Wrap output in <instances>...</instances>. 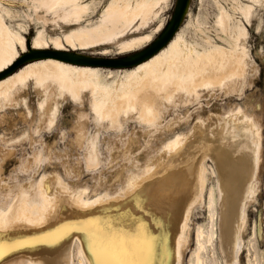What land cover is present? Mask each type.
<instances>
[{
  "label": "rangeland",
  "instance_id": "rangeland-1",
  "mask_svg": "<svg viewBox=\"0 0 264 264\" xmlns=\"http://www.w3.org/2000/svg\"><path fill=\"white\" fill-rule=\"evenodd\" d=\"M9 1L12 7L25 11L24 13L27 15L18 18V22L24 25L27 32L24 35L27 38L29 50L31 49L33 38L40 30L45 32L46 38L60 36L63 39V36L68 32L69 29L61 22L55 23L49 20L46 24L38 23L34 11L28 9L24 4L30 0ZM109 1L89 0L93 8L91 7L90 17L89 15L87 17L94 22L98 15H96V11L92 14L93 10L100 3L102 5ZM217 1L223 6L225 5L227 9L232 6V0H190L189 8L177 29V34L184 35L189 43L198 44L199 48L205 46L203 33L195 28L199 27L198 23L200 22V27H203L202 30L204 29L205 35L210 36L215 42L219 43V36L224 38L225 36L216 26V17L218 15ZM241 1L248 3L246 0ZM178 2L179 0H169L165 4L160 18L152 25V28L141 29L139 32L130 35V37L150 33L160 22L164 25L165 30L175 14ZM5 4L7 5L8 3L5 2ZM256 4L251 11L248 35L242 41L246 46L247 53V66L243 76L220 87L200 90L198 95L182 99L176 104L162 105L153 123V128L141 123L137 115L134 114L130 118L123 117L120 125H111L102 121L93 113L90 94L83 96L82 101L74 102L70 100L68 95L60 97L55 90L43 95L44 93L42 94L39 89H36L33 83H30L17 95L18 106L0 107V209L3 210L16 197H19L21 189L23 193H29L32 199H35L34 187L43 175L48 182L50 190L48 209L50 208L51 211L57 208L59 210L62 209L59 211L57 218L54 220L49 219L40 226H29L28 223H23L20 219H16L10 229L5 230L6 236L0 238L1 243H12L17 240L30 241V243L21 249L6 252L4 260H1L0 264H27V262H30V264H48L47 261L45 263L42 261L45 258H55L60 264H65L68 260L66 252L64 253V251H67L66 248H71L70 261L67 264H78V256H80L82 249L81 245L86 248L87 244L84 243L87 237L83 232H78L79 235L75 238H73L74 229L69 233L61 234V240H58L60 242L64 240L63 246L62 243L58 245L59 241L57 239V241L49 239L47 243L33 238L45 237L47 233L54 232L62 224L84 220L92 216L99 217L103 222L111 218L109 222L112 221V223L119 225L123 222L127 223L128 218L132 217L130 215H133L134 218L138 216L135 222L142 221L149 225L152 221L151 219H156L157 222L164 226L168 214L165 212L160 213L158 207L168 210L171 199L175 198V201L179 202L180 199L192 196L193 189L194 191L196 190L197 183L192 168L194 161L198 159L203 160L208 169L206 173V188L203 203L197 204L192 213L188 241L182 251V264H195L196 230L200 227L207 229L210 226L209 209L207 207L210 191H212V200L214 201L213 210L216 215L218 214V219L213 220V225H215V230H218L219 237L214 241L213 247H208L207 256L210 264H227L220 250L221 227L219 220H221L220 217L225 211L229 210L231 205L229 202L223 208L219 206L221 200L218 198L216 183L218 173L216 157L218 153L229 154L228 157L231 159H237L238 154V158L243 155L238 150L243 151L244 147L248 148L245 146L247 145L245 136L250 134V132L252 134L254 131L253 119L261 129V160L257 171L259 191L254 201L248 204L247 200H245L242 203V208L246 213V224L241 234L244 247L241 249L238 264H247L248 253L257 264H264V239H262V233H264V0H260ZM164 30L156 34L151 43L157 41L164 33ZM48 41V45L52 47L53 43L50 40ZM151 43L147 44L143 49L150 47ZM103 48H108V54H98L97 51L100 50L71 52L96 60L116 59L119 61L122 58V61H124L143 50L119 53L121 49L118 44L103 46ZM46 50L54 51L52 48ZM96 67L118 70L129 69L134 66L123 68H120L121 66ZM103 74L107 75V72L105 71ZM107 80L111 81L112 79L107 78ZM39 101L41 103L44 102V108L40 109L38 104L41 103ZM52 105L54 106L52 107ZM54 107L57 108L55 111V122L50 127L48 120L50 121L51 115L53 116L50 112ZM239 108L243 111L234 115ZM39 109H44V111ZM244 113L249 116H245ZM176 135L183 137L181 140L180 159L173 156L170 150L163 148L165 143ZM94 154L97 158H95L96 163H98L89 166L91 155ZM147 163L151 164L150 173L159 172L162 167L168 168L167 174L165 173L163 176L155 175L152 178L157 181L155 183H160L159 185L157 184L158 186L156 184L153 185L154 187L157 186L156 189L159 190L157 191L150 186V189H153L151 192L149 187H146L143 190L144 195L139 196L142 198L140 202L138 195V199L132 200L124 197L123 193L120 192L125 189L127 178L133 174V179L140 180L146 174V171L143 172V168ZM174 165L177 166L175 167ZM159 178L160 181H158ZM188 183L191 186L187 187ZM187 188L190 189L188 190ZM177 191L178 195L176 196ZM101 193L110 194V204L101 208L92 207L90 204L92 202L91 196H102ZM118 193H120L119 196L116 195ZM168 193L170 196H167ZM106 196L108 197V195ZM160 196L162 202L164 201V196L165 199L170 197V200L167 198V202L164 201L162 203L160 201L162 205H159V202V204H155L157 202L155 200L159 201ZM154 197L155 200H153ZM57 202L58 204H55ZM68 203L71 206H77V209L85 211V213L73 211ZM229 205L230 207H228ZM51 207L54 208L52 209ZM116 209L117 211L120 210V213H117ZM123 209L126 212H122ZM127 211L128 213L132 211V214L130 213L129 215ZM121 213L126 217L121 215ZM11 219L10 224L13 223ZM131 221L128 220V224L124 225L133 224V220ZM107 223L106 221L102 225L105 227ZM158 228L161 227L159 226ZM29 232L32 233L26 236ZM163 240H158L157 243H162ZM54 242L61 250L58 247H56L57 250L53 246H51L53 248L47 246L48 244L54 245ZM65 244H69L67 245L68 247ZM30 245L31 247H28ZM44 245L48 248L46 247L43 251H40V248L42 249ZM28 249L33 250L28 251ZM64 259L66 260L64 261Z\"/></svg>",
  "mask_w": 264,
  "mask_h": 264
},
{
  "label": "bare ground",
  "instance_id": "bare-ground-1",
  "mask_svg": "<svg viewBox=\"0 0 264 264\" xmlns=\"http://www.w3.org/2000/svg\"><path fill=\"white\" fill-rule=\"evenodd\" d=\"M168 1L110 0L106 4L103 3L101 5L100 3L93 10L92 14L96 11V15H98L97 19H94L95 21L93 22L89 19L92 7L89 0H30L24 4L28 9L34 11L38 23L46 24L49 20L55 23L61 22L69 30L63 36V39L60 36L46 38L45 32L40 30L37 32L35 38H33L32 46L29 50L27 38L24 35L27 32L24 25L18 22V18L27 16L24 13L25 11L12 7L9 0H0V74L7 72L23 55L28 54L25 63L0 78V107L17 105L19 103H17V95L22 89L33 83L36 89H39L42 94L44 93L43 95H47L52 90H55L60 97L68 95L70 100L74 102L82 101L83 96L90 94L93 113L99 119L111 125H120L123 117L130 118L134 114L137 115L141 123L153 128V123L162 105L176 104L182 99L198 95L200 90L220 87L230 81L241 78L247 66L246 46L242 41L248 35V25L251 23V11L260 0H246L248 3H243L241 0H232L230 9H227L225 5L223 6L218 1L216 2L218 7L216 26H218L221 33L225 36V38L219 36V43L215 42L210 36L205 35L204 29L202 30L203 27H200V22L198 23L199 27L195 28L197 31L203 33L205 46L199 48L198 44L189 43L184 35L177 34V29L181 25L182 19L189 8L190 0H179L175 14L165 30L164 25L159 21L160 24L152 29L150 33L130 37V35L139 32L141 29L152 28V25L160 18ZM5 2L9 5H6ZM88 15L89 17H87ZM163 30L164 33L160 38L151 43L155 35ZM48 40L53 43L52 47L48 45ZM149 43H151V46L143 49ZM114 44H118L121 49L119 53L143 49L140 53L124 60L127 63L134 62L131 65L134 66L133 68L127 69L122 66L120 68L123 69L110 70L96 67L89 63L91 60L96 59L71 52L78 50H100L97 51L98 54L106 55L108 54V48H103V46ZM48 48H52L54 51H47L46 49ZM105 71L107 75L103 74ZM107 78H111L112 80H107ZM39 103L41 102L39 101ZM22 104L24 103L22 102ZM38 105H40V109L44 108V102ZM56 109L55 107L51 109L50 114H53V116L51 115L52 118L50 117V121L48 120L50 127L55 122ZM40 111H44V109ZM242 111L239 108L234 115ZM245 116L249 115L245 114ZM253 122L254 131L252 134L250 132V134H246L245 136V143H247L245 146L248 148L244 147L243 151L238 150V152L243 154L241 157L238 158V154L237 159H231L228 157L229 154L223 153H218L216 157L218 166L216 183L218 198L221 200L219 206L223 208L229 202L231 205V207L230 205L228 206L230 207L229 210L225 211L220 217L221 220H219L221 227L220 250L227 264H238L241 249L244 247L241 234L246 224V213L242 208V203L245 200H247L248 204L254 201L259 191L257 171L261 160V129L254 119ZM182 139V136L176 135L165 143L163 148L170 150L173 156L180 159ZM231 155L233 156V154ZM91 156L92 159L90 158L89 166L96 165L98 162L96 163L97 158L95 154ZM174 166L176 167L177 165ZM150 168L151 164L147 163L143 168V172L146 171V174L140 180L133 179V174H131L126 180L125 189L120 193H123L124 197H128L129 199L135 193V198H137V195L139 197L143 194V190L146 187L150 189L154 187L153 185L158 184L155 183L157 182L155 179H152L153 176H163L168 172V168L162 167L159 172L150 173ZM192 170L197 182L196 190L194 191L193 189V193L191 191L192 196L180 199L179 202L175 201V198L170 200V197H166L171 202L168 210L160 206L158 207L160 213L165 212L168 214L164 226L160 222H157L156 219H151L152 221L149 225L146 222L144 223L147 225V231L150 234L157 236L158 240L164 239L162 243H157V251L160 258H165L164 253L165 250L167 251L168 255L166 259L169 261V264H182V251L188 241L192 213L196 205L203 203L204 200L208 169L204 161L198 159L194 161ZM158 181H160V178ZM129 184L134 186L133 189L125 191L128 189ZM189 184L187 187L191 186ZM157 186L154 188L156 189ZM49 191L48 182L43 175L34 187L35 199H32L29 193H23L21 189L19 197H16L3 210L0 209V238L6 236L5 230L10 229L16 219H20L23 223H28L29 226H40L49 219L54 220L57 218L58 213H60L59 211L62 209L59 210L57 208L52 211L50 208L48 209L50 203ZM169 193L167 196H170ZM209 193L210 198L207 207L209 209L210 226L207 229L200 227L196 230L195 264H210L207 249L208 247H213L214 241L219 237L218 230H215V225H213V220L218 219V214L216 215V212L213 210L212 191ZM101 194L102 196H91L92 202L90 204L92 207L101 208L110 204V194ZM140 199L142 198L139 197V202ZM161 199L160 196L159 201L155 200V197L153 200L157 201L155 204H159ZM166 199L164 196L163 200L167 202ZM55 204H58V202ZM159 205L162 204L160 203ZM165 205L167 204L165 203ZM71 207L75 212L85 213V211L77 209V206L74 207L72 205ZM124 209L122 212L126 210ZM119 211L117 213H120ZM130 213L128 214L130 215ZM121 215L123 214L121 213ZM130 216L133 217V215ZM135 217L137 218L138 216ZM10 219L13 220L12 224H10ZM117 219L119 220V218ZM109 220L104 221L109 222ZM128 220L132 222L131 217ZM128 220L127 223L123 222L119 225L128 224ZM110 222L112 223V221ZM159 226L162 229L158 228ZM102 227L104 226L102 225ZM31 233L29 232L26 236ZM78 235V232H73V238ZM59 239L61 240V237ZM61 243L63 246L64 240L63 242L59 241L58 245ZM84 243L86 244V241ZM38 245L40 246V244ZM47 246H50V248L54 247V249L58 247L55 242L54 245L48 244ZM28 247H31V245ZM46 247L45 245L42 249L39 247L40 251H43ZM81 248L78 264H91V253L87 251V244L86 248L82 245ZM70 249L66 248L67 251H64L67 254V263L70 261ZM32 250L28 249V251ZM47 252L49 253V250ZM1 260L4 259H0V262ZM42 261L44 263L47 261L48 264H60L55 258H45ZM255 262V260L253 261V257L251 259L248 253L247 264H255ZM28 263L30 264V262Z\"/></svg>",
  "mask_w": 264,
  "mask_h": 264
},
{
  "label": "snow or ice",
  "instance_id": "snow-or-ice-1",
  "mask_svg": "<svg viewBox=\"0 0 264 264\" xmlns=\"http://www.w3.org/2000/svg\"><path fill=\"white\" fill-rule=\"evenodd\" d=\"M129 184L128 189H133ZM117 195H120L119 193ZM136 194L130 198L135 199ZM131 225H116L108 222L106 227H101L103 221L99 217H89L71 223H65L49 232L45 237L33 239L47 242L49 239H59L61 234L71 230L83 232L87 237V251L91 253V264H169L166 259L168 253L165 250L164 257L160 258L157 251L158 237L147 231V225L142 221ZM264 239V233H262ZM30 241L17 240L12 243H0V259L6 252L24 247ZM239 247V245H238Z\"/></svg>",
  "mask_w": 264,
  "mask_h": 264
},
{
  "label": "water",
  "instance_id": "water-1",
  "mask_svg": "<svg viewBox=\"0 0 264 264\" xmlns=\"http://www.w3.org/2000/svg\"><path fill=\"white\" fill-rule=\"evenodd\" d=\"M27 56L28 54L23 55V57H21L13 67H11V69H9L7 72L0 74V78H2L3 76H5L6 74L10 73L11 71H13L14 69H16L17 67H19L20 65H22L23 63L26 62L27 60ZM92 65L95 66H102V67H126V66H131L134 64V62L132 63H127L122 61V58L119 59V61L112 60V59H99V60H91V62H89Z\"/></svg>",
  "mask_w": 264,
  "mask_h": 264
}]
</instances>
